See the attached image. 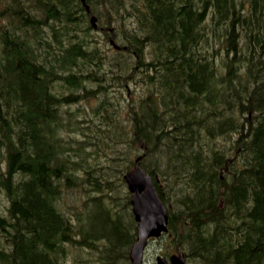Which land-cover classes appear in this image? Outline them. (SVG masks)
I'll return each mask as SVG.
<instances>
[{"label":"trees","instance_id":"1","mask_svg":"<svg viewBox=\"0 0 264 264\" xmlns=\"http://www.w3.org/2000/svg\"><path fill=\"white\" fill-rule=\"evenodd\" d=\"M101 137L123 182L141 158L187 259L264 264V0H0V264H66L69 243L128 261Z\"/></svg>","mask_w":264,"mask_h":264},{"label":"rangeland","instance_id":"2","mask_svg":"<svg viewBox=\"0 0 264 264\" xmlns=\"http://www.w3.org/2000/svg\"><path fill=\"white\" fill-rule=\"evenodd\" d=\"M96 16H98L97 13H95ZM99 22V21H98ZM99 34H102L100 30H95ZM135 84L131 85V88H134ZM140 89V86L136 87L135 90ZM79 106H81L80 113L78 115L79 119L84 118H90L93 117L90 106L86 105L85 103H81ZM73 108L77 109V106H73ZM98 121V120H97ZM99 122V121H98ZM93 123H86L83 126H86L87 128H93ZM87 132V131H85ZM66 137L68 135H71L77 139H83L86 138L82 135V131L76 130V131H65L64 132ZM93 141V140H91ZM116 140H111L109 138L101 137L98 141V143L94 144H85L86 151L88 153H91L89 155L91 158H88L87 160L89 162H93L94 164L104 167L109 174H111L112 179L115 180V189H113V200L112 204L115 206V208L120 212V217L123 222L129 223L133 231L136 234L137 237V222L135 220L132 206L130 204V192L128 190V186L124 180H120L121 178L118 177V173L120 174V167L117 166V164L111 163L109 161V157L113 155V153L119 148V146L115 143ZM98 145V146H96ZM96 146V147H95ZM94 151V153H93ZM142 166V165H141ZM144 167V166H143ZM114 185V186H115ZM83 197H84V190L80 188H75L72 190H68L65 195L63 196L60 208L62 210L67 211L69 215H71L72 219L75 221L76 224L79 225V221H77V214L81 211L83 208ZM129 202V203H128ZM91 209H89L87 212L84 213V215H80L81 219V225L88 228L89 221L91 222V219H87V213H89ZM96 235L101 234L102 232L96 230ZM80 238V237H79ZM136 242V240L134 241ZM131 243L128 247L127 251H130L132 245ZM97 243L99 245V248L104 250V245L107 244L104 240H97ZM184 252L177 248V246L173 243V241L170 240L169 234H164L161 237L153 238L148 242V245L145 248L144 253V264H156V259L158 255L161 256H170L172 254ZM185 255V254H184ZM187 259V258H186ZM111 258L105 257L104 253H100V250L97 247L93 248H87L85 245H74V244H67V261L66 264H109ZM189 262H193L191 259H187ZM195 263V262H194ZM115 264H129V260L127 261L124 257L118 258L116 260Z\"/></svg>","mask_w":264,"mask_h":264},{"label":"water","instance_id":"3","mask_svg":"<svg viewBox=\"0 0 264 264\" xmlns=\"http://www.w3.org/2000/svg\"><path fill=\"white\" fill-rule=\"evenodd\" d=\"M96 28V16L91 18ZM124 179L131 192V205L137 222V240L129 251L131 264H144V251L149 239L160 237L168 231L169 213L160 198L153 178L140 166L139 159ZM193 264L187 263L183 254H173L170 261L164 256L157 257V264Z\"/></svg>","mask_w":264,"mask_h":264},{"label":"bare ground","instance_id":"4","mask_svg":"<svg viewBox=\"0 0 264 264\" xmlns=\"http://www.w3.org/2000/svg\"><path fill=\"white\" fill-rule=\"evenodd\" d=\"M119 7V6H118ZM103 31V30H102Z\"/></svg>","mask_w":264,"mask_h":264},{"label":"flooded vegetation","instance_id":"5","mask_svg":"<svg viewBox=\"0 0 264 264\" xmlns=\"http://www.w3.org/2000/svg\"><path fill=\"white\" fill-rule=\"evenodd\" d=\"M169 258V257H168Z\"/></svg>","mask_w":264,"mask_h":264}]
</instances>
